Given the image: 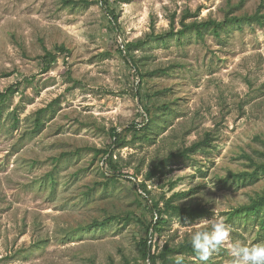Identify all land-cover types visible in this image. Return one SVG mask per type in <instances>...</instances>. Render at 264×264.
<instances>
[{
    "label": "rangeland",
    "instance_id": "obj_1",
    "mask_svg": "<svg viewBox=\"0 0 264 264\" xmlns=\"http://www.w3.org/2000/svg\"><path fill=\"white\" fill-rule=\"evenodd\" d=\"M102 1L0 0V93L16 88L0 100V264H148L139 242L156 218L142 183L161 206L177 193L174 203L206 211L166 214L154 250L209 229L214 209L230 237L207 264H232L233 244H264L261 215H230L264 193V24L150 38L134 51L138 68L121 49L178 31L187 11L198 15L188 22L223 20L264 14V0ZM46 50L56 61L43 72ZM53 101L36 128L37 111ZM135 124L127 146L112 147V129ZM206 137L208 146L147 177ZM103 150L114 151L123 176Z\"/></svg>",
    "mask_w": 264,
    "mask_h": 264
},
{
    "label": "trees",
    "instance_id": "obj_2",
    "mask_svg": "<svg viewBox=\"0 0 264 264\" xmlns=\"http://www.w3.org/2000/svg\"><path fill=\"white\" fill-rule=\"evenodd\" d=\"M107 1L108 0H105L104 2ZM261 9L262 7H259L258 11H256L253 15H242V16L227 15L223 20L210 18L206 20L194 19L193 21L190 22H188L187 20L190 18H197L198 15L191 13L190 11H187L183 15L181 20L182 28L179 29L178 31H174V29H172L170 32H167L166 34H161L159 36H157L158 34L155 35V33L148 34L144 39L126 43L125 47L121 49V52L127 58L128 63L132 64L133 67L138 68V65L134 59L135 58L134 51L140 48L141 46L146 45L149 42L150 38L159 37L163 40L167 36H177V35L182 36V35H186L188 32L191 31H194L199 36H203L206 31H213L216 34H220V31L222 29L227 28L228 26L235 25L238 27H242L245 22L252 23L255 21L263 25L264 14L261 13ZM114 21L116 22V17L114 18ZM59 51L67 52V49H65L64 47H59ZM39 58L41 59V62L43 64V69H42L43 72L49 71L52 67V64L56 61V55L48 50H46V53L40 56ZM167 71L168 69H158L154 72L166 73ZM139 76L142 81L144 76L140 72H139ZM139 89H141L140 84H139ZM15 91L16 88L13 87L8 88L6 92L0 93V100L2 101L6 100ZM137 94H138L137 97L140 99V91H138ZM53 105H54V101L51 102L48 106L43 107L37 111V118L35 121L36 128L38 129L41 128L43 124V120H42L43 114L46 113ZM144 111L146 114V118H145L146 120H145V124L142 126V130L146 132V130L148 131L149 126L152 123V116H151L150 108L145 107ZM135 125L136 126L127 127L122 132H119L116 128H113L111 131V135L113 137L112 147L116 149L126 147L127 146L126 134L128 133V131H132V130L138 131L137 130L138 124ZM146 136L148 137L149 135ZM209 141H210L209 137H206L203 141L196 142L190 147H187L178 153L170 154L167 158L163 159L157 165H155V167L151 171H149L147 177L149 179H152L153 177L164 173L165 168L170 164L171 161L179 158H188L190 154L196 152L200 148H203V146H208ZM97 152H100V150ZM103 152L105 153L106 156L105 164L109 166V168L112 170V173H120V176H123L121 174L120 166L114 160V151L103 150ZM255 174H257V171L255 173L249 174L251 176L250 178H255L254 176ZM139 189L142 190V193H140L139 196L142 197L145 201H147V205L149 206L150 210L154 213L156 218V220H153L147 226L146 228L147 236L141 239L139 242V250L141 257L144 260H146L148 264H174L176 257H179L178 254L187 253V254H193L195 256V253L193 252L190 244V240L185 243H182L178 247H172L167 243L162 250L156 251L154 250L155 244L153 241V237L156 233H159L162 230L163 226L168 222V218L165 217L166 214L168 216H178L184 219L187 218L195 219L197 217L203 216L206 213L205 209L200 207H191L187 205H180L174 203V198L177 195V193L172 197L165 199L166 200L165 204L161 206L160 202L152 197L151 190L148 189V186L145 183L139 185ZM230 215L232 217H238L241 215H255V216L261 215L262 223L264 224V193L254 197L251 200V202H249L248 204L236 208L230 213ZM113 219L114 218L110 217L103 222L96 221L93 222L92 226L93 227L102 226L105 222L111 221Z\"/></svg>",
    "mask_w": 264,
    "mask_h": 264
},
{
    "label": "clouds",
    "instance_id": "obj_3",
    "mask_svg": "<svg viewBox=\"0 0 264 264\" xmlns=\"http://www.w3.org/2000/svg\"><path fill=\"white\" fill-rule=\"evenodd\" d=\"M207 230H196L190 235V244L196 258L201 264H207L210 258L219 252L230 237V228L222 217H218L214 209ZM232 264H264V244L245 246L233 244L228 249ZM174 264H183L182 257H176Z\"/></svg>",
    "mask_w": 264,
    "mask_h": 264
}]
</instances>
